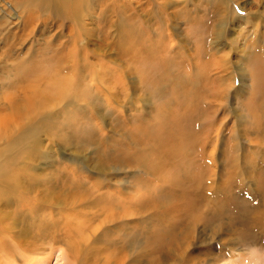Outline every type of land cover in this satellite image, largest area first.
I'll use <instances>...</instances> for the list:
<instances>
[{"label":"rangeland","instance_id":"374dc122","mask_svg":"<svg viewBox=\"0 0 264 264\" xmlns=\"http://www.w3.org/2000/svg\"><path fill=\"white\" fill-rule=\"evenodd\" d=\"M65 1L0 0V264H264V0Z\"/></svg>","mask_w":264,"mask_h":264},{"label":"bare ground","instance_id":"6f19581e","mask_svg":"<svg viewBox=\"0 0 264 264\" xmlns=\"http://www.w3.org/2000/svg\"><path fill=\"white\" fill-rule=\"evenodd\" d=\"M34 3H36V4H39V3H48V4H51L50 6H52V7H56L55 5H57V6H61V7H65L66 6V1L65 0H32ZM23 67H25V66H23ZM27 68V67H26ZM52 68V67H51ZM54 69H55V67H54ZM48 71V70H47ZM51 71H53V68H52V70ZM56 72V71H55ZM55 72H53V73H55ZM46 73V72H45ZM44 73V76L46 77V75L48 76V72H47V74H45ZM57 73V72H56ZM51 74V73H50ZM54 76H57V75H54ZM225 84V83H224ZM187 87V86H186ZM54 92L55 93H61V90H60V86H55L54 88ZM181 89V88H180ZM189 90V89H188ZM186 93H188V92H186ZM198 93V92H197ZM225 93V92H224ZM49 95V94H48ZM185 95V94H184ZM190 95V94H189ZM186 97H187V95H186ZM46 98H48V96L46 95ZM181 101L183 102V106H185V111H187L188 112V114L189 115H193V117H194V120H197V123H198V120L201 118V114H199L200 113V111H201V107L200 106H193V102L192 101H190V100H188L187 98H181ZM202 104V103H201ZM189 105V106H188ZM194 108V109H193ZM43 116V115H42ZM16 117H18L17 115H16ZM46 117V116H45ZM44 117V118H45ZM42 118V117H41ZM44 118H42V119H44ZM34 119H35V117H34ZM56 119V118H55ZM170 119V118H169ZM171 120H172V118H171ZM5 120L3 119V118H0V123H3ZM48 121V120H47ZM46 121V122H47ZM170 121V120H169ZM166 122V121H165ZM164 122V123H165ZM29 124V123H28ZM40 124V126H41V123H39ZM171 124V123H170ZM165 125H166V123H165ZM173 125H176L175 123L173 124ZM28 126H30V125H28ZM196 126V125H195ZM24 127V126H23ZM39 127V126H38ZM162 127V126H161ZM166 127H167V125H166ZM45 128V127H44ZM166 130V129H165ZM172 130H173V128H172ZM176 130H178V129H176ZM175 130V131H176ZM197 130V129H196ZM195 130V131H196ZM148 131H150V130H148ZM153 131V130H152ZM170 131V130H169ZM23 132V131H22ZM160 132H161V130H160ZM165 132V131H164ZM157 133V132H156ZM155 133V134H156ZM169 133V132H168ZM35 134V133H34ZM152 134H153V132H152ZM155 134H154V137H155ZM178 134H179V132H178ZM198 133L197 132H193L192 131V129H189L187 132H185V134H184V136L180 139V144L176 147L175 146V144H173L174 146V148H170L168 151H167V154L169 155V152H171V154L173 153V155L174 154H179L180 155V157H182L183 159L185 158V160L186 161H188V158L189 157H191L189 154H192V153H190V150H192V149H204L205 148V143L207 142V139H208V135L205 137V141L204 142H201L200 140H199V142H196L195 141V136L197 135ZM201 134H202V136H204L203 135V133L201 132ZM200 134V135H201ZM7 136V135H6ZM178 137V136H177ZM13 138V137H12ZM156 138V137H155ZM172 138H173V135H172ZM7 139H9V138H7ZM11 139V138H10ZM34 139V138H33ZM200 139V138H199ZM5 141V140H4ZM21 141H23V139H22V135L20 134V135H18V136H16L15 138H13V139H11V140H9V141H7V142H5V144L3 145V147H1V149H0V191H3V190H5V192H9V193H12V191L13 190H10L9 189V186L12 184V183H15V181H16V179H17V175H18V172H16V171H13V168H15L16 166V159L19 157V154H20V152H21V150L23 149L22 148V146H21ZM159 141V140H158ZM163 141V140H162ZM209 141H210V139H209ZM3 142V141H2ZM24 142V141H23ZM165 143V142H164ZM1 146V145H0ZM185 150V151H184ZM165 153V152H164ZM187 153V154H186ZM233 155V154H232ZM189 156V157H188ZM166 157V156H165ZM159 158H161V157H159ZM173 158H175V156L173 157ZM12 160L10 163H9V160ZM162 159V158H161ZM172 159V158H171ZM179 160H180V158H179ZM173 161V160H172ZM184 161V160H183ZM13 162V163H12ZM181 162H182V160H181ZM184 163V162H183ZM177 164H178V162L177 163H175V165L176 166H174L175 167V169H177L176 167H177ZM234 164V163H233ZM192 165V164H191ZM190 165V166H191ZM181 166H183L184 167V165L182 164ZM188 166V165H187ZM236 166V165H235ZM173 167V168H174ZM171 168V167H170ZM180 168V167H179ZM181 169V168H180ZM186 169V168H185ZM78 170H80V171H82V169L81 168H78ZM177 171H179V170H176V174L178 175V172ZM173 172V171H172ZM243 175V174H242ZM19 176V175H18ZM179 176V175H178ZM192 178V177H191ZM173 179V178H172ZM175 179H177L176 177H175ZM174 179V180H175ZM193 180V179H192ZM178 181V180H177ZM172 182V181H171ZM174 183V182H173ZM98 184V183H97ZM94 186V185H93ZM7 188V189H6ZM76 188V187H75ZM75 192H76V190H74ZM104 193H107V192H104ZM77 194V193H76ZM110 194V192L108 193V195ZM13 196V195H12ZM110 197V196H109ZM109 197H108V199H109ZM113 197V196H112ZM115 197V196H114ZM103 198V197H102ZM105 198V197H104ZM111 198V197H110ZM107 199V197H106V200H107V202L108 201H110L111 200V202H112V199H110V200H108ZM105 200V199H104ZM105 200V201H106ZM117 200V199H116ZM110 202V203H111ZM117 202V201H116ZM109 203V204H110ZM106 204V203H105ZM112 204V203H111ZM110 204V205H111ZM41 206V209H44L43 207H45L44 205H43V207H42V205H40ZM109 206V205H108ZM57 208V207H56ZM45 209H46V207H45ZM44 209V210H45ZM53 209H54V207H53ZM60 209V208H59ZM2 210V209H1ZM6 210V209H5ZM43 210V211H44ZM7 213V212H6ZM64 213V212H63ZM55 214H56V216H60V214H61V211L60 210H56L55 209ZM47 215L50 217L49 219H50V222L52 221V219L53 218H55V217H53V216H55V215H53V211H50L49 209H48V212H47ZM201 215V214H200ZM196 219H198L199 220V218H196ZM0 220H2L1 219V217H0ZM48 220V219H47ZM197 220V221H198ZM260 221V220H259ZM213 222V221H212ZM257 222H258V220H257ZM256 222V223H257ZM53 225V224H52ZM55 225V224H54ZM191 225V224H190ZM208 225H209V223H208ZM207 226V225H206ZM213 226V225H212ZM191 227V226H190ZM56 228V227H55ZM52 229H53V227L51 228V229H48V232H51L50 234H52L53 233V231H52ZM60 231V230H59ZM190 232V231H189ZM188 232V233H189ZM183 233V232H182ZM49 234V235H50ZM58 234H60V233H58ZM57 234V235H58ZM181 234V233H180ZM45 236H47V235H45ZM51 237V236H50ZM58 237V236H57ZM174 241V240H173ZM185 243V242H184ZM28 247H30V246H28ZM35 247V246H34ZM64 248V247H63ZM36 249H37V247L36 248H28V249H25V251L26 252H28V253H33V252H35L36 251ZM62 250V249H61ZM64 250V249H63ZM66 252H67V254L69 255V257L71 256L73 259L75 258L74 256H73V254H76L75 252H74V247H73V245H67V247H66ZM63 256V255H62ZM30 261H31V259H30ZM40 262V261H39ZM43 262V261H42ZM36 263H38V262H36ZM36 263H32V264H36ZM3 264V263H2Z\"/></svg>","mask_w":264,"mask_h":264}]
</instances>
